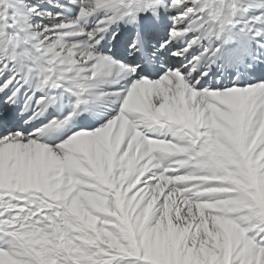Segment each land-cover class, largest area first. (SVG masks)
Masks as SVG:
<instances>
[{
    "label": "snow or ice",
    "instance_id": "snow-or-ice-1",
    "mask_svg": "<svg viewBox=\"0 0 264 264\" xmlns=\"http://www.w3.org/2000/svg\"><path fill=\"white\" fill-rule=\"evenodd\" d=\"M0 264H264V0H0Z\"/></svg>",
    "mask_w": 264,
    "mask_h": 264
}]
</instances>
